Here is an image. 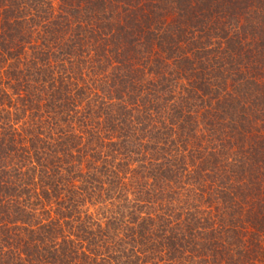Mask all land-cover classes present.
I'll return each instance as SVG.
<instances>
[{
    "label": "trees",
    "instance_id": "obj_1",
    "mask_svg": "<svg viewBox=\"0 0 264 264\" xmlns=\"http://www.w3.org/2000/svg\"><path fill=\"white\" fill-rule=\"evenodd\" d=\"M0 264H264V0H0Z\"/></svg>",
    "mask_w": 264,
    "mask_h": 264
}]
</instances>
